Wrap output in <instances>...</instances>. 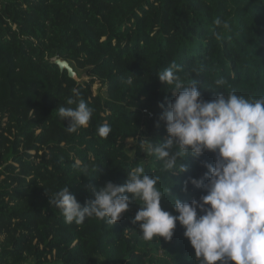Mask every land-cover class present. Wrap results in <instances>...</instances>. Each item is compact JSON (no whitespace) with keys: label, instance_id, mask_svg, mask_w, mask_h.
I'll list each match as a JSON object with an SVG mask.
<instances>
[{"label":"trees","instance_id":"obj_1","mask_svg":"<svg viewBox=\"0 0 264 264\" xmlns=\"http://www.w3.org/2000/svg\"><path fill=\"white\" fill-rule=\"evenodd\" d=\"M54 58L86 79L68 77ZM173 61L205 100L222 91L264 96V0H0V264H199L178 223L170 241L141 238L130 194L113 225L95 217L66 223L48 203L68 186L84 206L90 188L122 185L136 167L158 176L161 191L170 188L163 210L177 214L172 196L199 199L193 185L181 189L203 176L201 161L213 163V153L186 157L187 171L172 173L147 150L146 140L167 138L164 123L156 126L158 104L175 96L157 75ZM69 98L93 109L74 133L57 111L76 107ZM105 123L111 132L101 137Z\"/></svg>","mask_w":264,"mask_h":264},{"label":"clouds","instance_id":"obj_2","mask_svg":"<svg viewBox=\"0 0 264 264\" xmlns=\"http://www.w3.org/2000/svg\"><path fill=\"white\" fill-rule=\"evenodd\" d=\"M214 24L229 28V23L220 18ZM179 68L173 61L157 75L162 84L173 86L175 96L167 105L158 104L162 111L156 126L164 123L167 138L163 142L145 140L148 152L172 173L187 171L181 163L186 157L214 154L213 163L201 161L206 169L203 176L189 177L181 189L187 192L188 184L193 185L203 193L199 199L186 202L172 196L169 203L177 214L163 210L161 200L170 188L161 191L158 176L136 167L127 173L122 185L109 181L98 190L90 188L94 198L84 206L68 186L54 193L48 203L61 211L66 223L79 225L95 217L107 218L113 225L129 209L130 194L139 205L132 223L138 224L144 241L160 237L170 241L178 223L199 264H264V96L245 98L235 91H222L205 100L195 80L184 83ZM225 83L223 78L215 81L217 86ZM67 104L76 107L57 109L67 121V131L74 133L87 127L93 109L83 99L69 98ZM110 132L107 123L98 128L101 137ZM74 167L82 172L88 169L80 161Z\"/></svg>","mask_w":264,"mask_h":264},{"label":"water","instance_id":"obj_3","mask_svg":"<svg viewBox=\"0 0 264 264\" xmlns=\"http://www.w3.org/2000/svg\"><path fill=\"white\" fill-rule=\"evenodd\" d=\"M52 62L57 65L61 72L66 70L68 77L74 79L77 82H81V80H83L82 78L78 77L76 71L73 69L72 65L67 60L61 58H54Z\"/></svg>","mask_w":264,"mask_h":264},{"label":"rangeland","instance_id":"obj_4","mask_svg":"<svg viewBox=\"0 0 264 264\" xmlns=\"http://www.w3.org/2000/svg\"><path fill=\"white\" fill-rule=\"evenodd\" d=\"M81 78H82V79H86L85 77H81ZM97 85H98V84H97ZM97 85L94 86L95 90H96ZM129 143H130V145H132V146L134 145V143L131 142V141H129Z\"/></svg>","mask_w":264,"mask_h":264},{"label":"built area","instance_id":"obj_5","mask_svg":"<svg viewBox=\"0 0 264 264\" xmlns=\"http://www.w3.org/2000/svg\"><path fill=\"white\" fill-rule=\"evenodd\" d=\"M149 114V116L151 117L152 116V114L151 113H148Z\"/></svg>","mask_w":264,"mask_h":264}]
</instances>
